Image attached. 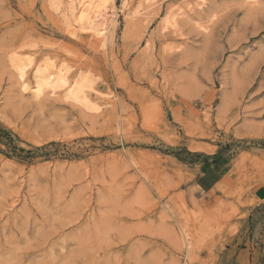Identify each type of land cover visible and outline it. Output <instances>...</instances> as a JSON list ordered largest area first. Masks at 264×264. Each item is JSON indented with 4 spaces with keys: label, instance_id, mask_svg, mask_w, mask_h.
<instances>
[{
    "label": "rangeland",
    "instance_id": "rangeland-1",
    "mask_svg": "<svg viewBox=\"0 0 264 264\" xmlns=\"http://www.w3.org/2000/svg\"><path fill=\"white\" fill-rule=\"evenodd\" d=\"M50 1L0 0V264H264V0H103V44Z\"/></svg>",
    "mask_w": 264,
    "mask_h": 264
},
{
    "label": "bare ground",
    "instance_id": "bare-ground-1",
    "mask_svg": "<svg viewBox=\"0 0 264 264\" xmlns=\"http://www.w3.org/2000/svg\"><path fill=\"white\" fill-rule=\"evenodd\" d=\"M195 1L197 7H202L206 2V0ZM50 2L51 4H54L55 7H58L60 4V0H51ZM66 2L68 4L66 10L71 14H69L70 17L74 16V19L73 21H67V24L70 28H68V26L67 28H65L69 29V32L74 36L77 34V29L74 28V25H76L78 27V33L80 32L82 34H85L87 35V37H91L90 39L95 38L97 41L94 40V44H97L98 42H101L103 44L107 38L106 34L108 25L112 23V20H114L115 17L114 10L111 4H105V1L103 0H66ZM180 8V6L177 7V10H179ZM192 8L193 7H190V9ZM173 12L169 11V14L166 15L167 17L164 19L165 27H167L168 25H172L176 21L174 19ZM66 31L68 32V30ZM10 60L16 72L21 91L27 92L33 97H40L42 94H44L45 91H48V93L50 94H56L55 92L58 89H63L66 97L75 101H79L88 107H97L96 101L91 98L92 96L86 93L80 82H68L66 68L64 69V67H61L62 65L58 66L59 68H56L55 71L52 69V71H50L46 66H43V64H39L38 61L35 62L37 63V65L35 64L32 71L29 70L32 72L33 77V79L31 78L33 82H31L27 78V75L28 67H30L32 59L30 60L29 58V62H27L26 64L22 63V61H20V59H18V57L16 56H12Z\"/></svg>",
    "mask_w": 264,
    "mask_h": 264
},
{
    "label": "crops",
    "instance_id": "crops-1",
    "mask_svg": "<svg viewBox=\"0 0 264 264\" xmlns=\"http://www.w3.org/2000/svg\"><path fill=\"white\" fill-rule=\"evenodd\" d=\"M221 174L217 166L213 163L206 168L204 172H202L199 176L198 187L204 190H210L213 188L217 182L220 180Z\"/></svg>",
    "mask_w": 264,
    "mask_h": 264
}]
</instances>
